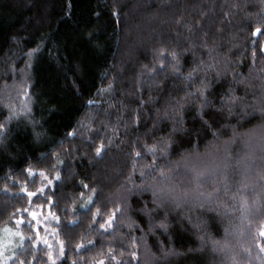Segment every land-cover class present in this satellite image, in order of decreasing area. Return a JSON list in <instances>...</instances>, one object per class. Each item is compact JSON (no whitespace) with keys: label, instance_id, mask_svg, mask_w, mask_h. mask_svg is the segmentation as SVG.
<instances>
[{"label":"trees","instance_id":"16d2710c","mask_svg":"<svg viewBox=\"0 0 264 264\" xmlns=\"http://www.w3.org/2000/svg\"><path fill=\"white\" fill-rule=\"evenodd\" d=\"M263 45L264 0H0V264H264Z\"/></svg>","mask_w":264,"mask_h":264},{"label":"rangeland","instance_id":"374dc122","mask_svg":"<svg viewBox=\"0 0 264 264\" xmlns=\"http://www.w3.org/2000/svg\"><path fill=\"white\" fill-rule=\"evenodd\" d=\"M262 51L264 53V45L262 47ZM263 133H256L255 136L257 138L254 141H259V137H261ZM50 183V182H48ZM43 190V189H41ZM31 220L34 225V231L37 234L38 243L44 245L48 248L51 247L50 241L51 237L55 234V229L53 228V224H55V220L50 213L48 208H39L37 211L30 213ZM23 222L21 220L18 221L16 228L4 227L0 228V261H7L14 253L15 249L20 245L22 241V236L19 231V227ZM51 258V257H50ZM98 264H105L103 261Z\"/></svg>","mask_w":264,"mask_h":264},{"label":"snow or ice","instance_id":"6c2138e0","mask_svg":"<svg viewBox=\"0 0 264 264\" xmlns=\"http://www.w3.org/2000/svg\"><path fill=\"white\" fill-rule=\"evenodd\" d=\"M257 31H259V30H257ZM172 56L175 57V53H172ZM201 95H203V91H202V90H201ZM231 99H232V100H235V99H237V98H236V97H231ZM261 111H264V109H261ZM0 127H3V125H0ZM100 151H101V149L98 148V149H97V153H99ZM137 155H139V153H137ZM193 171L196 172V175H197V176H199V175H203L202 172L196 170L195 168H193ZM160 175H161L162 178H163V177H166V173H165L163 170L160 171ZM159 191L162 192V193L165 192V190H164L163 188L159 189ZM261 235H264V229L261 230ZM131 256H132L133 259H138V254H137L136 252H132V253H131Z\"/></svg>","mask_w":264,"mask_h":264}]
</instances>
